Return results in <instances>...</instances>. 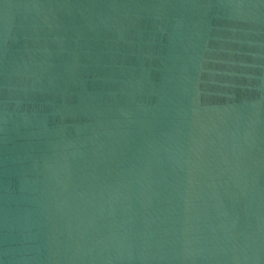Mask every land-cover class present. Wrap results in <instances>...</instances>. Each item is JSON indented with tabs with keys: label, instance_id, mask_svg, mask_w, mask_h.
I'll return each instance as SVG.
<instances>
[{
	"label": "water",
	"instance_id": "water-1",
	"mask_svg": "<svg viewBox=\"0 0 264 264\" xmlns=\"http://www.w3.org/2000/svg\"><path fill=\"white\" fill-rule=\"evenodd\" d=\"M5 84L0 264H264V0H0Z\"/></svg>",
	"mask_w": 264,
	"mask_h": 264
},
{
	"label": "clouds",
	"instance_id": "clouds-1",
	"mask_svg": "<svg viewBox=\"0 0 264 264\" xmlns=\"http://www.w3.org/2000/svg\"><path fill=\"white\" fill-rule=\"evenodd\" d=\"M33 7H41V5H32ZM233 8L242 9L244 7H248V5L242 4V3H235L230 5ZM4 93V100L2 102V112H0V119L3 120L4 123H7L9 117L13 115V111L10 110V105H15V109H19L20 102L17 101H11L8 98V87L7 84L4 85L3 88ZM5 254L7 255V250H5Z\"/></svg>",
	"mask_w": 264,
	"mask_h": 264
}]
</instances>
